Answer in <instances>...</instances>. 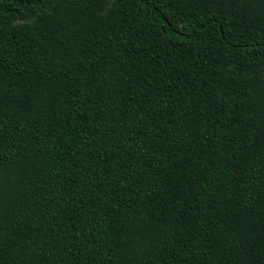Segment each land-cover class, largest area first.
Wrapping results in <instances>:
<instances>
[{
    "label": "trees",
    "instance_id": "obj_1",
    "mask_svg": "<svg viewBox=\"0 0 264 264\" xmlns=\"http://www.w3.org/2000/svg\"><path fill=\"white\" fill-rule=\"evenodd\" d=\"M0 264H264V0H0Z\"/></svg>",
    "mask_w": 264,
    "mask_h": 264
}]
</instances>
